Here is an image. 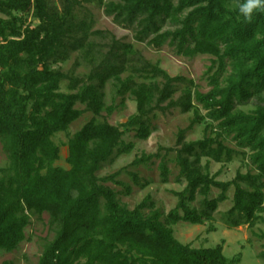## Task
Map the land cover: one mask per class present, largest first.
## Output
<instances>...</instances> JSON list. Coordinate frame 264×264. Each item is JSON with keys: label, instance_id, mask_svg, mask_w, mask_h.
<instances>
[{"label": "trees", "instance_id": "obj_1", "mask_svg": "<svg viewBox=\"0 0 264 264\" xmlns=\"http://www.w3.org/2000/svg\"><path fill=\"white\" fill-rule=\"evenodd\" d=\"M85 3L97 4L116 25L133 31L138 43L169 46L190 59L212 57L206 72L211 91L202 93L194 80L172 77L110 31L95 30L92 13L78 15ZM0 14V144L8 161L0 167V251H17L31 219L47 214L55 236L39 264L239 262L225 255V241L196 248L179 241L173 226L213 222L232 188L233 206L223 213L224 224L252 230L264 225V13L245 21L237 0H0ZM75 53L79 60L72 69L54 68ZM83 65L91 68L87 76L76 73ZM127 96L135 100L136 114L112 125L103 113L112 116L118 98ZM246 106L253 109L244 111ZM173 109L194 113L175 147L144 153L129 166L99 176L105 166L133 152L135 144L124 141L127 133L148 140L155 131L151 117ZM88 113L93 119L67 144L70 168L56 166L61 147L55 135L68 132ZM207 121L204 137L187 141L188 133ZM228 139L237 148L228 146ZM173 153L180 170L176 182L186 187L174 192L178 203L165 217L151 195L130 209L119 194L129 196L132 188L118 193L109 185L124 186L119 178L127 174L147 188L151 181L130 169L156 159L161 180L168 183ZM237 159L247 160L251 169L239 170L231 181L219 180L223 169L212 174L213 162ZM214 189L220 191L216 197ZM257 236L264 241V231ZM260 258L264 261V251Z\"/></svg>", "mask_w": 264, "mask_h": 264}, {"label": "rangeland", "instance_id": "obj_2", "mask_svg": "<svg viewBox=\"0 0 264 264\" xmlns=\"http://www.w3.org/2000/svg\"><path fill=\"white\" fill-rule=\"evenodd\" d=\"M87 12L94 15L96 20L95 30L110 31L117 39L130 43L134 48L141 52L142 55L154 64H159L164 70H166L172 77L183 76L187 79L194 80L198 85L199 90L202 93H208L211 91L209 76L206 74L209 67L212 65V57L210 56H198L190 59L183 56H178L174 48L165 46L161 49H155L147 46L144 43H138L134 39V32L124 29L113 22L112 18L105 15L103 9H100L97 4H87L78 10V15L83 18ZM2 15L0 14V17ZM97 42H102L101 39H97ZM79 60V54L75 53L71 59L65 63L54 66L64 71L72 69ZM91 68L83 65L79 67L76 73L80 76H87L90 73ZM230 71V69H229ZM129 73H126L123 77L126 78ZM212 75V74H211ZM184 89V85L180 86V92L175 95V99L181 96V91ZM62 91L67 92L66 84L62 86ZM107 103L111 105L113 97V87L108 85L106 88ZM124 103L122 104V102ZM117 110L112 116H107V113H103L104 117H107L109 122L115 126H121L126 123L131 116L137 112V104L134 99L127 96L125 99L118 98ZM78 108L84 109V106L78 105ZM244 111H251L252 106H246L242 108ZM202 113L206 112L202 110ZM194 113L183 114L179 109H173L163 114L157 112L156 116L151 117L152 124L155 127V131L148 140H139L136 138V132H129L125 135L124 141L126 143H134L135 148L132 153L120 156L115 163L107 165L99 176L113 174L124 167L129 166L137 156L142 154L157 153L160 147L172 148L176 146L178 140V134L180 130L186 129L190 126ZM93 119V114H85L81 119L70 126L68 132L58 133L54 137V141L61 147V159L56 163V166H60L69 169L67 164L68 141L69 138L79 130H81L90 120ZM100 120H102L100 118ZM207 121L204 124L195 126L187 135V141H196L202 139L205 135V129ZM225 143L233 148L236 147V142L233 140H226ZM165 154V151L162 152ZM176 154L173 153L168 157L169 167L171 169V176L168 183H163L161 178V170L159 168L160 159H156L153 164L147 166H140L138 168L130 169L133 172L139 174L143 180H150L151 184L143 189L134 184L132 178L123 174L119 180L124 183V186L109 184L118 193L125 191L126 187L132 188V194L126 196L119 194L121 202L127 205L130 209H134L139 205L148 195H151L156 203V208L160 209L164 217L169 213L178 203V198L174 195V192L183 191L186 187V183L178 184L176 177L179 174V168L175 162ZM206 163V160H203ZM8 161L2 150L0 144V167L7 166ZM223 169V174L219 177L221 181H231L235 178L237 172L241 170L246 173L251 168L249 162L242 159H237L230 164L212 163V174L217 173ZM235 189L232 188L229 192L230 199L220 205L218 212L215 214V220L213 222H207L205 225H193L187 222H180L173 226L175 237L184 244H191L193 247L211 248L225 241L224 253L229 259L239 262L236 264H264V261L260 258V254L264 251V241L260 240L257 234H261L264 231V225L259 224L253 230L247 225L229 229L223 222V213L230 210L233 206V197ZM219 190H213L212 197L218 196ZM192 206H197L194 203ZM146 214L149 210L145 211ZM215 227L216 230L210 231V227ZM256 233V234H255ZM55 233L51 229L49 224V216L45 214L41 219L32 218L31 223L26 229V241L22 243L20 248L12 253L0 251V264L6 261L13 262L14 264H39V260L43 254L44 247L48 241L54 239Z\"/></svg>", "mask_w": 264, "mask_h": 264}, {"label": "clouds", "instance_id": "obj_3", "mask_svg": "<svg viewBox=\"0 0 264 264\" xmlns=\"http://www.w3.org/2000/svg\"><path fill=\"white\" fill-rule=\"evenodd\" d=\"M239 15L250 21L257 13H264V0H237Z\"/></svg>", "mask_w": 264, "mask_h": 264}]
</instances>
